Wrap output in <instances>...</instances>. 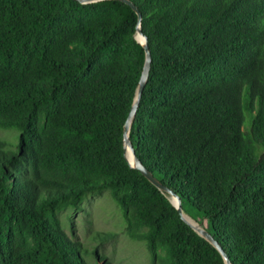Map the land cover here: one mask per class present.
I'll use <instances>...</instances> for the list:
<instances>
[{"label":"trees","instance_id":"16d2710c","mask_svg":"<svg viewBox=\"0 0 264 264\" xmlns=\"http://www.w3.org/2000/svg\"><path fill=\"white\" fill-rule=\"evenodd\" d=\"M131 1L135 154L231 264H264V0ZM136 24L119 0H0V264H88L58 213L102 188L153 264H224L124 155Z\"/></svg>","mask_w":264,"mask_h":264},{"label":"rangeland","instance_id":"374dc122","mask_svg":"<svg viewBox=\"0 0 264 264\" xmlns=\"http://www.w3.org/2000/svg\"><path fill=\"white\" fill-rule=\"evenodd\" d=\"M17 134L16 128L0 127L1 138L9 139L15 135L13 140L17 141ZM168 197L172 198L170 195ZM81 206L84 210L69 205L63 208L58 215L63 229L71 234L73 227L76 237L90 250L83 253L88 264H97L91 251L95 246L111 264H153L145 242L131 239L126 234L121 207L112 198L108 188L87 191ZM86 212L91 217L92 230L112 231L116 232V236L103 242L91 238V230L86 223ZM184 214L187 219L195 221L187 213L184 212ZM204 224L206 226L207 222L205 221Z\"/></svg>","mask_w":264,"mask_h":264},{"label":"water","instance_id":"95a60500","mask_svg":"<svg viewBox=\"0 0 264 264\" xmlns=\"http://www.w3.org/2000/svg\"><path fill=\"white\" fill-rule=\"evenodd\" d=\"M78 1H80L82 3H87V2H94V1H99V0H78ZM119 1H122V2L126 3L127 5H129L132 8V10L137 14V24H136V31H135L134 36L137 39V41L142 44V46L144 48V61H143L141 73H140V76L138 79V83H137V87H136V91H135V96H134V99H133L132 104L130 106L129 112H128L127 117H126L124 124H123V152H124V155L126 156L129 164L132 167L139 170L140 173L145 178H147L153 185H155L162 192H166L168 195L172 196V198H169V197L168 198H169L170 202L174 205V207L177 209L181 218L186 223H188L195 232H197L200 236H202L204 239H206L208 242H210L214 246V248L221 255V257L224 261V264H231L227 254L223 250L222 246L212 236V234L205 227L196 226L190 220H188L185 217L183 208L181 206L180 197L173 190H171L170 188H168L167 186L162 184L152 174V172L148 168H146V166L142 163V161L135 154L132 142L129 138V130H130V126L132 124V121L134 119V115H135V112H136V109H137V106L139 103L141 93L143 91V88H144L146 81H147V78H148L151 57H150V51H149L148 44H147V37L143 34V32L140 28V23H141L140 11L138 10L137 6L131 0H119ZM136 34H139L143 38V41H140L137 38ZM130 158H131V160H130ZM173 198H174V200H173ZM199 224H201V223H199Z\"/></svg>","mask_w":264,"mask_h":264},{"label":"bare ground","instance_id":"6f19581e","mask_svg":"<svg viewBox=\"0 0 264 264\" xmlns=\"http://www.w3.org/2000/svg\"><path fill=\"white\" fill-rule=\"evenodd\" d=\"M136 36H137V38L140 40V41H143V38L139 35V34H136ZM130 160H131V158H130ZM173 200H174V198H173ZM185 216H186V214H184ZM190 219V218H189ZM188 219V220H189ZM194 225H196V226H202V224H199V223H196L195 221H192V220H190ZM203 227V226H202Z\"/></svg>","mask_w":264,"mask_h":264}]
</instances>
